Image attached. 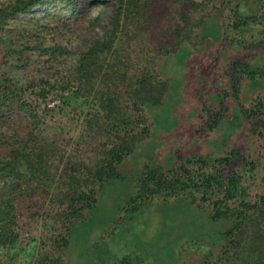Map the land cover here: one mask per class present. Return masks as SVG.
Wrapping results in <instances>:
<instances>
[{"label": "trees", "instance_id": "16d2710c", "mask_svg": "<svg viewBox=\"0 0 264 264\" xmlns=\"http://www.w3.org/2000/svg\"><path fill=\"white\" fill-rule=\"evenodd\" d=\"M93 1H112L115 8L105 28L76 49L66 41L46 42L36 27L14 23L27 13L39 23L35 8L56 3L59 17L50 9L41 15L58 18L51 26L56 34L78 32L86 0H0V261L24 232L30 234L32 220L50 219L59 234L51 251L38 261L36 256L33 264H66L58 251L69 245L75 226L91 219L101 186L126 176L121 167L128 158L136 157L142 143H153L155 117L149 119L147 106L163 105L168 90L178 85L163 75L165 61L172 56L180 65L198 54L194 70L207 85L212 74L203 70L204 63L219 60L229 39L226 26L232 29L231 43L253 50L228 57L232 91L225 88L223 96L237 97L241 79L250 89L260 86L263 93L242 112L256 118L250 121L253 131L264 129V39L247 42L252 30L264 31V0H177L188 8L184 21L175 23L162 19L169 0ZM35 56L57 68L46 75L39 67L38 75L25 78L26 70L36 66ZM54 97L58 101L49 105ZM66 106L82 116L87 133L81 134V153L76 151L80 140L70 152V139L59 141L47 131L46 116ZM221 115L217 110L210 126ZM228 125L233 133L238 130L234 122ZM257 166L255 159H240L237 148L195 153L167 170L144 161L130 180L134 192L125 208L152 202L197 212L201 222L182 230L181 244L172 246L170 232L176 226L169 230L174 264H180L186 247L197 250L195 264H264V173L253 181ZM156 194L162 199L151 200ZM217 222L223 225L215 228Z\"/></svg>", "mask_w": 264, "mask_h": 264}, {"label": "rangeland", "instance_id": "374dc122", "mask_svg": "<svg viewBox=\"0 0 264 264\" xmlns=\"http://www.w3.org/2000/svg\"><path fill=\"white\" fill-rule=\"evenodd\" d=\"M165 3L161 10L163 20L171 19L173 23L184 21L181 16L188 5L185 6L177 0H169ZM83 4L86 7L85 19L81 22L82 28H79L78 32L65 29L56 34L58 32L51 26L58 23L57 17L62 13L60 5L56 3L35 8L33 15H37L39 23H34L36 18L30 16L32 13L30 15L27 13L20 16L14 24L36 27L38 32L46 38V42L52 39L66 41L67 44L77 49L86 45L105 28L115 8L112 1L95 3L93 0H86ZM48 9L57 17L48 15L43 17L41 13ZM225 19H227L226 16ZM68 20L71 21V18ZM41 23H49V26H41ZM263 23L261 25L264 27ZM225 31L227 35L229 34V39L232 38L230 37L232 29L226 26ZM229 39L225 40L226 48H222L223 52L219 54V60L214 64L204 63L206 68L203 70L212 74L210 83L207 85L203 76L194 70L196 66L194 58L198 54L191 53V58L180 65L173 61L172 56L165 61L163 75L170 81H177L178 85L168 90L163 105L147 106L149 119L152 120V115L155 117L154 133L152 132L154 136H151L153 143L151 144L150 140L146 144L142 143L139 148V151L144 149L142 153L135 151L136 157L128 158L121 167L126 176L108 181L101 186L100 202L91 219L75 226L70 235L69 245L58 251L66 264L175 263L176 258L170 246V239L168 240L170 228L175 225L177 229L174 228L170 232V237L174 235L172 241L174 247L184 241L181 236L184 234L183 231L185 232V227L192 229L196 224L199 226L200 217L196 211L189 210L182 205L160 207L155 203L147 202L144 206L126 209L127 198L134 192L130 180L133 178L135 169H137L136 173L142 169L144 161L150 167L157 166L161 170H167L178 166L185 157L195 153L214 154L219 151L223 153L237 148L240 159L246 157L256 160L258 166L253 181L260 179L264 173V129L258 126L253 131L250 121L253 122L256 118L253 115L247 118L242 112V107L249 106L257 93H263V89L260 86L250 89L248 81L241 79L237 97L232 94L223 96L225 88L232 91V79L226 75L225 71L229 68L228 57L253 50L249 47L236 46L234 41L231 43ZM252 39H264V31L252 30V36L248 37L247 42ZM262 51L263 49L259 48L258 54ZM34 62L35 68L29 67L24 75L25 78L38 75L37 68L39 67L46 75L57 68V64L53 63L49 66L43 58L37 59L36 57ZM219 97L221 103L218 102ZM57 101L58 98H51L49 105ZM217 110L222 114L221 119L217 124L210 126ZM229 121L238 125L235 133L232 131L233 127L228 125ZM46 123L50 125V128L46 129L50 135L55 136L59 141L70 139L67 142V149L70 152L76 141L80 140L82 145H78L76 151L77 153L82 152L85 138L81 139V134L86 132L83 129L82 116L66 106L63 111L55 110L47 115ZM260 130L262 133L258 132ZM251 188L252 192L258 189L254 182ZM151 197L154 201L162 199L163 196L156 194ZM221 224L217 222L215 228H219ZM30 228V234L24 232V238L17 243L9 255H3L0 264H33L36 256L38 261L41 254L45 255L51 251V241L59 234V229L55 228L52 220H32ZM196 252V249L186 247L179 263L195 264ZM124 257V261H121L120 259Z\"/></svg>", "mask_w": 264, "mask_h": 264}]
</instances>
